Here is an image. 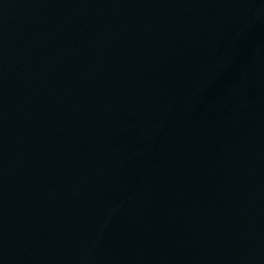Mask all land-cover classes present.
<instances>
[{
  "label": "water",
  "instance_id": "obj_1",
  "mask_svg": "<svg viewBox=\"0 0 264 264\" xmlns=\"http://www.w3.org/2000/svg\"><path fill=\"white\" fill-rule=\"evenodd\" d=\"M0 264H264V0H0Z\"/></svg>",
  "mask_w": 264,
  "mask_h": 264
}]
</instances>
